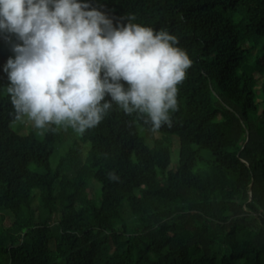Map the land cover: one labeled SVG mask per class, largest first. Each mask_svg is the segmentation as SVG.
Returning <instances> with one entry per match:
<instances>
[{"label":"trees","instance_id":"16d2710c","mask_svg":"<svg viewBox=\"0 0 264 264\" xmlns=\"http://www.w3.org/2000/svg\"><path fill=\"white\" fill-rule=\"evenodd\" d=\"M83 2L178 38L192 61L178 110L153 132L113 103L52 166L70 130L12 129L18 41L0 32V264H264V0Z\"/></svg>","mask_w":264,"mask_h":264},{"label":"clouds","instance_id":"9594fccd","mask_svg":"<svg viewBox=\"0 0 264 264\" xmlns=\"http://www.w3.org/2000/svg\"><path fill=\"white\" fill-rule=\"evenodd\" d=\"M135 19L114 26L83 0H0V32L18 41L3 69L14 122L27 117L41 134L62 124L83 134L115 103L146 115L153 132L170 127L192 61L175 35Z\"/></svg>","mask_w":264,"mask_h":264},{"label":"rangeland","instance_id":"374dc122","mask_svg":"<svg viewBox=\"0 0 264 264\" xmlns=\"http://www.w3.org/2000/svg\"><path fill=\"white\" fill-rule=\"evenodd\" d=\"M13 36H15V35L13 34L12 37L10 38V40L13 39ZM261 47H263V43H261L258 46V48L255 50V54L258 53V56L260 57V59L264 60V51L262 49H260ZM263 83H264V76H262L260 78L259 83L256 87L257 100L258 101H260L262 99V97L259 94H261V87H262ZM11 127L13 130L17 131L20 134L25 135L31 131H34L38 136L43 135V134H41L40 130H38L34 127V123L32 121L28 120L27 117L24 118V122H20V121L14 122L13 121L11 124ZM68 128H69L71 133L68 130H66L65 127L63 128L65 131V141H63V143H62L63 145H60L58 147V149H56L55 153L52 155V157H51L52 166H56L59 159L62 157V155H64L65 151L73 143V139L79 135V133L74 131L69 125H68ZM144 131H145V133L147 132L146 130H144ZM173 142H174V145L172 147V163L170 165L172 168L176 166L178 156H179V140H178V138L174 137ZM68 175H69V178L72 180L77 179L76 173L72 169L70 170ZM97 187L98 188L101 187L100 183H94L93 186L90 188V197L95 196V191H96Z\"/></svg>","mask_w":264,"mask_h":264}]
</instances>
